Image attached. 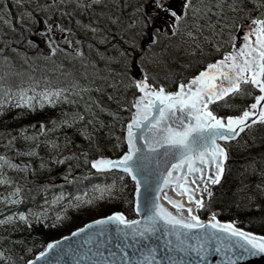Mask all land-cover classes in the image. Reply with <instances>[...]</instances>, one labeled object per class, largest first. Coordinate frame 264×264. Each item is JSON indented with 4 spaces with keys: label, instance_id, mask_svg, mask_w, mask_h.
<instances>
[{
    "label": "snow or ice",
    "instance_id": "snow-or-ice-1",
    "mask_svg": "<svg viewBox=\"0 0 264 264\" xmlns=\"http://www.w3.org/2000/svg\"><path fill=\"white\" fill-rule=\"evenodd\" d=\"M250 3L253 0H179L177 6L172 0H138L132 8L127 27H134L136 31L126 39L129 47L118 49V58L123 62V74L118 83L125 92L134 91L128 103L124 102V95L116 101L119 108L134 109L122 137L127 143V151L110 158L97 147L99 154L91 160V167L97 171L122 169L131 177L133 195L137 198L134 207L143 214L130 220L123 212L113 211L75 229L71 233L73 236L90 225L106 227L110 222L117 225L114 245L111 235L103 239V227L98 232L101 239L94 242L93 235L86 237L87 244L93 247L75 250L79 264H208L210 253L221 257L223 264H236L264 253V235L236 227L232 221L222 222L216 219L214 212L210 219L202 220L194 211L208 208L212 201L204 197H213L212 186L223 182L231 146L225 142L235 141L247 147L241 143L243 133L252 131L257 123L264 124V0H255L251 8ZM127 7L129 5L122 3L117 11ZM42 10L38 5L37 11ZM27 15L30 21L37 20L31 12ZM21 19L16 16V20ZM109 19L118 23V17L109 15ZM4 22L9 23L7 19ZM24 27L27 30L28 26ZM182 27L189 37L210 30L207 39L215 43L208 54L215 53L219 58L209 61L195 74L181 75L179 71L169 70L164 74L165 79L172 81L175 90H167L168 85L158 82V72H150L145 60L153 55L152 49L162 36H175ZM53 28L69 31L62 29L59 23L48 24L45 18L38 35L46 39L51 53L57 51V46L52 43ZM123 31L121 29V33ZM143 37H147L146 43H142ZM30 43L36 46L35 42ZM197 47L201 45L197 44ZM190 51L195 52V49ZM201 59L203 49L200 58L193 57L183 65L184 71L198 67ZM18 91L21 105L32 108L34 103L41 101L54 103V98H60L67 89H43L38 93L39 100L35 99V88L31 89L33 95H27V89ZM257 91L258 94H254ZM8 98L12 99L11 96ZM247 98H252L250 103L238 102ZM63 99L67 100V97ZM112 99L109 95V100ZM223 108L237 109V112L221 114ZM102 110L108 111L107 108ZM111 115L118 118L119 112ZM77 119L83 117L77 116ZM62 122L67 123L66 120ZM39 127L44 130L45 124L41 122ZM81 132L93 141V145L96 144L95 137L86 129L82 128ZM120 141L121 137H117L113 148L118 147ZM30 154H34V150H30ZM0 161H5L10 168L21 167L5 156H0ZM246 164L254 170V160ZM0 182H3L2 178ZM260 187L264 189V184ZM111 188L104 186L97 191L103 196ZM169 189L184 197L187 203L173 199ZM19 191V188L13 189L10 195L18 200ZM141 195L143 208L140 207ZM161 197L173 206V210L160 202ZM13 218L10 215L6 219ZM15 218L23 222L26 214L19 212ZM57 244L54 240L48 242L35 257H43ZM0 256L4 253L0 252ZM5 259L16 264L12 257ZM34 260L22 261V264H34Z\"/></svg>",
    "mask_w": 264,
    "mask_h": 264
},
{
    "label": "trees",
    "instance_id": "trees-1",
    "mask_svg": "<svg viewBox=\"0 0 264 264\" xmlns=\"http://www.w3.org/2000/svg\"><path fill=\"white\" fill-rule=\"evenodd\" d=\"M254 3L255 0L249 7ZM5 5L15 19L11 1L0 0V8L3 9ZM128 16L130 17L129 14ZM193 31L195 32V29ZM209 31L205 30L200 35L189 37L182 27L181 31L173 36V41L178 43L184 36L187 42L192 41L196 46L200 44L201 47L195 49L194 55L188 43L183 45L186 51L182 57L173 59L168 54L161 55L159 51L155 53L161 56L168 70L179 71L181 75L193 74L212 59L219 57L215 53L208 54L215 43L214 40L207 39ZM75 33L81 38L87 37L78 31ZM23 34L19 35L20 48H24V42L27 40V36ZM113 35L114 38L116 35ZM113 38L110 42L112 45L117 43ZM120 48H123L122 44ZM202 49L203 59L200 60L199 66L185 72L183 65L192 61L193 57L200 58ZM25 51L27 57L32 55L35 49L27 47ZM80 58L81 56L79 60ZM57 59L59 64H49L37 58L26 60L24 64L0 60V85H3L0 88V144L20 146L22 150L18 154L27 160L26 168L23 165L19 169L10 168L7 163L0 165V178L3 179V182H0V198H4L0 199V221H3L0 222V252L4 253V256H0V264H12V261L6 260L5 257H12L16 264H22V261H26L43 248L49 239L60 235L55 223L60 225L66 222L74 225L73 228L79 226L83 223L84 209L95 205V202L104 204L102 214L121 210L129 217L134 216L133 181L123 172L97 171L89 165L90 159L99 154L97 147L103 154L109 155H118L125 149L122 137L133 109L119 108L116 101L119 96L124 95V102L128 103L134 90L125 92L118 83L123 74V67L116 69V75H102L95 77L97 82L88 83L85 80L90 78L85 79V76L89 75L71 77L72 75L60 72L63 69L77 70L76 67L80 66L78 61L76 65L69 63L63 66L60 59ZM114 83L117 84L115 88L112 87ZM22 88L28 90L27 95H33L31 89L35 88L37 100L38 93L43 89L59 88L67 91H63L60 98H54L52 104L41 101L28 108L21 105L19 100L18 90ZM109 95H112V100H109ZM9 96L12 97L11 100ZM65 96L67 100L63 99ZM248 100L251 98L238 102L246 104ZM104 108L108 111H103ZM112 112H119V117L114 118ZM235 112L237 109H220L221 114ZM77 116H82L83 119H77ZM64 120L67 123H63ZM27 122H43L45 128L41 134H35L30 128L24 130ZM82 128L95 137V145L81 132ZM19 129L24 130L21 135ZM117 137H121V141L118 147L113 148ZM23 138L24 142H17ZM227 143L231 145L230 157L226 161L223 182L212 186L213 197H204L205 200L211 199L212 203L208 208L199 210V214L204 217L214 212L219 218L234 219L239 224L246 222L251 229L264 233V195H261L264 189L260 187L264 184V124L259 123L252 131L243 133L241 143L247 147H242L235 141ZM30 150H34V154H30ZM253 160L254 170L246 164ZM68 164L71 165L70 168L85 167L89 173L85 176H74L65 182L58 180L59 172L66 169ZM104 186L112 188L101 196L97 189ZM16 188L20 189L18 200L10 195ZM92 198L98 199L94 200V203H88ZM19 212L26 214L25 221L15 218ZM33 213L38 216L32 215ZM10 215L14 218L7 220Z\"/></svg>",
    "mask_w": 264,
    "mask_h": 264
},
{
    "label": "rangeland",
    "instance_id": "rangeland-1",
    "mask_svg": "<svg viewBox=\"0 0 264 264\" xmlns=\"http://www.w3.org/2000/svg\"><path fill=\"white\" fill-rule=\"evenodd\" d=\"M11 8L14 11V18H12L11 10L8 7L0 8V59L7 62L12 60L19 63H26L27 59H41L49 64L56 62L59 64V61L56 57L60 59V63L63 66L72 63L76 65V61L80 63V68L76 67V71L80 73L81 76L90 78V81H96L95 77H100L102 75H116L118 74L116 69L118 67H123L122 58H118V49L120 46L117 44L110 45L109 36L111 31L117 32L123 29L122 36L126 39L130 38L131 35H134L136 29L133 31L127 27L129 24V16H124L132 12V8L136 5L138 0H100V2H93V0H10ZM7 3V2H6ZM5 3V4H6ZM127 4L129 7L121 8L118 12L117 9L120 8L121 4ZM90 4V6H86ZM42 7V11H37V6ZM81 5V6H78ZM107 5V7H105ZM83 6V7H82ZM61 9L63 11H61ZM28 12H31L32 15L36 16L40 20L30 21L27 15ZM104 12L105 15H99V13ZM7 13V15H5ZM37 14L40 16H37ZM45 14L47 16L45 17ZM109 15L112 17H118V23H113L109 19ZM16 16L22 17L21 20H16ZM42 18V19H41ZM45 18L47 23L52 22L59 23L61 28L69 29L68 32H63L61 29H52V43L53 46H57V51L55 53L49 52L47 56L40 54L38 50L34 53V56L29 54V58L26 57L25 48L32 47L33 43H30L32 36L36 33H39L40 30L44 27ZM5 19L9 23H5ZM42 22V23H41ZM40 23V24H38ZM248 22L246 21L245 24ZM24 25H27V30ZM22 27V28H21ZM81 27V28H80ZM95 28V31L92 29ZM80 31L85 34V38L77 36L75 32ZM24 33L27 36V40L24 42V48L18 47L20 40V34ZM8 35V36H7ZM130 35V36H128ZM237 35L239 33L237 32ZM147 37L142 38V43H146ZM181 44H187L191 47L190 49H197V46L192 41L187 42L186 39L181 37L179 39ZM176 43L175 41L165 42L164 38H161L157 43L159 45L156 49L153 50V55L146 57L145 63L149 68V71L158 72V82L166 83L168 86L172 85V81L165 79V73L169 70L165 69V64L161 60V56L156 54V51L162 54H168L171 58H177L178 56H183L186 48L183 45ZM126 45H128L126 43ZM173 45V46H172ZM162 46V47H161ZM85 49V50H83ZM179 49V50H178ZM79 50V54H77ZM173 50V51H172ZM192 55L195 52H192ZM39 54V55H38ZM176 54V55H175ZM81 56L80 60L79 57ZM168 56L166 59H168ZM7 58V59H5ZM56 59V60H55ZM172 59V60H173ZM66 61V62H65ZM151 61V63H149ZM65 64V65H64ZM94 68L96 70H94ZM88 70V71H87ZM64 75L71 74L69 70H60ZM108 73V74H107ZM92 74V75H90ZM98 75V76H97ZM94 77V78H93ZM106 77V76H105ZM92 79V80H91ZM179 77H177V81ZM90 82L89 79L85 80ZM103 81V80H102ZM85 82V83H86ZM174 85V84H173ZM256 94V93H255ZM248 100L246 102L250 103ZM37 124L34 122L30 124L31 128L36 127ZM19 135H21L24 130H18ZM41 134V131L38 132ZM25 139L18 140V143L24 142ZM12 146L8 143L0 144V154L7 157L8 160H13L15 153L11 149ZM18 151H21V147H16ZM68 174L75 173V169L65 171ZM98 198H92L88 200L90 204L96 201ZM95 200V201H94ZM84 217L82 221L97 217L102 215L104 210V204L102 202H95L93 206H87L85 209ZM87 215V216H85ZM64 222V221H63ZM74 225L66 222L64 224H56L55 228L60 231L59 234L66 233L73 228Z\"/></svg>",
    "mask_w": 264,
    "mask_h": 264
},
{
    "label": "water",
    "instance_id": "water-1",
    "mask_svg": "<svg viewBox=\"0 0 264 264\" xmlns=\"http://www.w3.org/2000/svg\"><path fill=\"white\" fill-rule=\"evenodd\" d=\"M177 6H179L178 2H177ZM41 44L44 47V50L48 49L46 46H44L43 42H41ZM138 143H140V142L138 141ZM110 158H115V157H110ZM120 170H122V169H120ZM79 173L82 174V173H84V171H79ZM169 195L172 196L173 199H177L176 194L174 192H172L171 189H169ZM136 199L137 198L135 197L134 204L136 202ZM140 200H141L140 207L143 208L144 207L143 195H141ZM160 202L162 204H164L165 207H168L167 206L168 203L166 200L163 199V197H161ZM171 207H172V205H171ZM172 208L170 210H172ZM134 211L137 215L143 214V213L137 212L135 207H134ZM107 215H110V213L106 214L104 216H107ZM100 217L101 216L93 218L91 220H88L83 225H81L77 228H83V226L85 224H89L90 221L99 219ZM129 219L131 220L132 218H129ZM133 219H135V218H133ZM201 219L207 220V218L206 219L201 218ZM216 219H218V218H216ZM225 221H228V220H225ZM102 227L105 228L103 239H107L108 236L111 235L112 236L111 243L114 245L117 242L115 239V237H116L115 229L117 227L116 224L110 222L106 227L101 226V225H90V227L88 229H85L81 233H77L75 236L71 235V233H73L75 231V229H77V228L73 229L71 232H69L67 234H64L58 238L50 240V241H53V240L57 241L58 244L53 249H50L48 253H45V255L43 257L33 256L30 259L35 258L34 264H79V258L75 255V250L77 248L93 247L92 244H87L86 237H88L89 235H93L94 242L98 239H101V237H99V235H98V232ZM121 227H123V226L121 225ZM236 227H238V226H236ZM248 227H249V225L247 223H244L242 228H244V230H246V231L254 232V231H251ZM109 230H111V231L109 232ZM254 233H256V232H254ZM61 237H66V239L62 240ZM50 241H48V242H50ZM105 247L107 248L108 245H106ZM42 251H39V252H42ZM213 257H215V258L213 259ZM217 261H221V264H223L221 257L217 256L215 253H210L209 257H208V264H217ZM236 264H264V253H257L254 256L247 257L243 261L236 262Z\"/></svg>",
    "mask_w": 264,
    "mask_h": 264
},
{
    "label": "bare ground",
    "instance_id": "bare-ground-1",
    "mask_svg": "<svg viewBox=\"0 0 264 264\" xmlns=\"http://www.w3.org/2000/svg\"><path fill=\"white\" fill-rule=\"evenodd\" d=\"M81 28V27H80ZM118 31V30H117ZM116 37V36H115ZM173 46V45H172ZM179 50V49H178ZM173 51V50H172ZM176 55V54H175ZM66 62V61H65ZM65 65V64H64ZM42 67V66H41ZM76 71V70H75ZM84 75V74H83ZM98 76V75H97ZM75 77V76H74ZM105 78V77H104ZM90 81V80H89ZM100 83V82H99ZM102 84V83H101ZM107 87V86H106ZM75 91V90H74ZM88 93V92H87ZM81 95V94H80ZM101 95V94H100ZM74 96V95H73ZM93 98V97H92ZM94 99V98H93ZM71 105V104H70ZM87 107V106H86ZM77 112V111H76ZM72 119V118H71ZM108 119V118H107ZM106 122V121H105ZM73 123V122H72ZM101 124V123H100ZM98 125V124H97ZM99 128V127H98ZM82 134V133H81ZM100 139V138H99ZM36 158V157H35ZM199 195V194H198ZM176 197H177V199H179V200H181V203H187V201H186V199L184 198V197H181V196H177L176 195ZM167 206H168V208L169 209H171L172 207H171V205H169V204H167ZM172 210H173V208H172ZM194 211L196 212V210L194 209ZM211 218V216H207V220L208 219H210ZM220 221H225V220H223V219H219ZM257 234H260V233H257Z\"/></svg>",
    "mask_w": 264,
    "mask_h": 264
}]
</instances>
